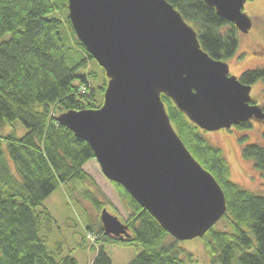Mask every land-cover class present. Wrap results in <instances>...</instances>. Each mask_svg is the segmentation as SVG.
Segmentation results:
<instances>
[{"label":"trees","instance_id":"16d2710c","mask_svg":"<svg viewBox=\"0 0 264 264\" xmlns=\"http://www.w3.org/2000/svg\"><path fill=\"white\" fill-rule=\"evenodd\" d=\"M197 32L213 59L227 62L238 50V29L221 19L203 0H166ZM264 81V69L247 71L244 85ZM108 79L78 39L68 0H0V264H78L62 243L49 246L56 225L43 203L60 186L95 185L84 167L95 159L89 144L57 122L67 111L102 106ZM171 123L200 165L222 187L227 213L204 238L214 264H264V196L230 180L221 148L210 144L174 103L162 95ZM26 130L22 137L16 123ZM239 129L247 130L249 123ZM242 140L246 142L247 136ZM264 174V145L242 147ZM128 209L125 225L131 238L106 236L99 225L87 226L96 256L91 264H112L106 244L134 246L129 264H186L181 242L171 237L120 185L113 183ZM96 209L105 205L93 191L82 194ZM225 223V229H218Z\"/></svg>","mask_w":264,"mask_h":264},{"label":"water","instance_id":"95a60500","mask_svg":"<svg viewBox=\"0 0 264 264\" xmlns=\"http://www.w3.org/2000/svg\"><path fill=\"white\" fill-rule=\"evenodd\" d=\"M248 34V0H203ZM69 19L108 79L101 107L67 111L57 122L87 142L104 177L122 186L171 237L202 239L227 213L225 193L175 131L162 95L205 132L264 122L252 87L213 59L196 30L166 0H68ZM106 236L129 228L103 209Z\"/></svg>","mask_w":264,"mask_h":264},{"label":"rangeland","instance_id":"374dc122","mask_svg":"<svg viewBox=\"0 0 264 264\" xmlns=\"http://www.w3.org/2000/svg\"><path fill=\"white\" fill-rule=\"evenodd\" d=\"M243 12L251 19L253 26L248 34L239 32L237 35V53L227 61L232 75H237L243 70L264 69V0H248ZM263 83L260 81L256 91L252 90V96L260 103H264ZM260 89L262 93L259 92ZM16 127L20 137L26 134L27 130L19 122ZM262 129L261 125L254 124L247 130L233 127L231 130L203 134L210 144L223 150L231 170L230 180L248 191L264 196V174L256 170L253 162L244 159L242 155V147L247 144L264 145ZM244 136H247L246 142L242 140ZM84 169L93 179L94 186L88 183L85 187L76 183L74 191H70L67 186L62 185L45 200L43 207L56 220V225L50 233L49 246L54 247L56 243H62L65 255H72L78 264H91L97 252L91 248L95 238L88 236L87 226L92 223L99 225L103 209L98 211L93 202L82 194L86 189L93 191L105 205V209L122 222L128 219L129 212L120 200L113 183L102 174L95 159L87 163ZM218 229H225V223H221ZM178 247L185 252L186 264H214L201 239L180 243ZM104 250L111 258L112 264H129L139 254L138 249L126 244H106Z\"/></svg>","mask_w":264,"mask_h":264},{"label":"flooded vegetation","instance_id":"af4514ba","mask_svg":"<svg viewBox=\"0 0 264 264\" xmlns=\"http://www.w3.org/2000/svg\"><path fill=\"white\" fill-rule=\"evenodd\" d=\"M251 47H252V45H251ZM229 67H230V65H229ZM247 71H253V70H243L242 72H240L239 74H237V75H235V76H237V78L241 81V78L244 76V74L247 72ZM230 74H231V72H230ZM232 75V74H231ZM263 81V80H262ZM260 82V81H259ZM258 82V83H259ZM264 82V81H263ZM258 83H256V84H254V85H249V86H251L252 87V90L253 91H256V87H257V85H258ZM264 84V83H263ZM259 92H263L262 91V89H260V91ZM264 94V93H263ZM251 95H252V92H251ZM255 95V94H254ZM263 98V97H262ZM252 104L253 105H258V106H260L262 109H263V111H264V103H260L256 98H255V96H252ZM254 124H259V125H261L262 127H263V129H262V133H263V135H264V122H256V121H251L250 123H249V125H250V127H253L254 126Z\"/></svg>","mask_w":264,"mask_h":264}]
</instances>
